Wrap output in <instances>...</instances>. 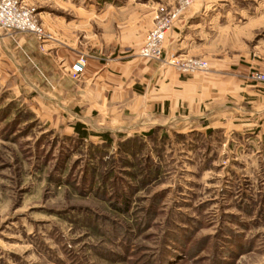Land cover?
<instances>
[{"label":"rangeland","instance_id":"obj_1","mask_svg":"<svg viewBox=\"0 0 264 264\" xmlns=\"http://www.w3.org/2000/svg\"><path fill=\"white\" fill-rule=\"evenodd\" d=\"M179 1L21 0L45 31L33 35L40 47L74 48L77 61L81 46L97 56L103 34L117 40L131 14H152L153 29ZM209 2L207 17L185 28L191 45L174 55L264 62V0ZM4 38L0 264H264V132L182 124L128 146L143 132H108V147L95 136L80 141L70 129L78 121L40 97L37 68Z\"/></svg>","mask_w":264,"mask_h":264},{"label":"crops","instance_id":"obj_2","mask_svg":"<svg viewBox=\"0 0 264 264\" xmlns=\"http://www.w3.org/2000/svg\"><path fill=\"white\" fill-rule=\"evenodd\" d=\"M209 1L193 3L186 15L176 21L167 36L169 55L191 45L188 36H184L185 28L189 21L207 17L201 11ZM151 15L131 14L127 19L130 24L119 31L117 40L116 36L103 34L97 56L87 59L85 72L79 78L72 73L78 62L74 48L65 52L50 42L41 48L33 35L18 32H3L8 37L4 40L21 50L26 66L33 64L37 68L40 97L56 111L72 115L88 130L144 133L190 124V131L264 132V84L248 79L251 70L264 69V62L218 56L208 60L209 68L203 72L183 74L173 66L161 69L159 64L139 55L138 38L145 40L152 30ZM119 23L117 26L121 27ZM129 35H138L130 45L125 41ZM84 47H80L81 58L87 53L82 51ZM124 53L130 55L122 56ZM73 125L70 129L74 132ZM176 131L186 133L187 129Z\"/></svg>","mask_w":264,"mask_h":264},{"label":"built area","instance_id":"obj_3","mask_svg":"<svg viewBox=\"0 0 264 264\" xmlns=\"http://www.w3.org/2000/svg\"><path fill=\"white\" fill-rule=\"evenodd\" d=\"M194 0H180L177 7L170 12L160 14L157 17L154 28L145 37L140 56L150 62L160 66H174L183 74H193L207 71L208 61L199 58H190L182 61L174 54L166 52V41L169 32L173 29L174 23L182 12L187 10ZM25 33L32 34L39 39L46 37L43 27L38 22L34 10L26 8L21 0H0V34ZM88 57L84 55L73 67L72 73L75 78H79L86 69ZM251 82L264 84V69L254 70L249 74Z\"/></svg>","mask_w":264,"mask_h":264},{"label":"trees","instance_id":"obj_4","mask_svg":"<svg viewBox=\"0 0 264 264\" xmlns=\"http://www.w3.org/2000/svg\"><path fill=\"white\" fill-rule=\"evenodd\" d=\"M73 129H74L75 135H77V138L80 141L88 140L92 136H95V137H98L99 139H101L103 142V145H105L106 147L111 146L115 141L114 137L111 134H109V133H94V132L91 133L85 125H83L82 123H79V122L73 125ZM156 131H157L156 129H152L148 132L142 133V135H140L139 137H134V138L128 139L126 141V145L127 144L130 145V144L136 142L138 139L140 140V138H142V139L152 138L154 136V134L156 133ZM209 133H212V131H209ZM157 170L158 169L154 170V175H157V172H158ZM127 200H128L127 198H125V200H124L126 207L129 205ZM119 210L121 211L123 209H119Z\"/></svg>","mask_w":264,"mask_h":264}]
</instances>
